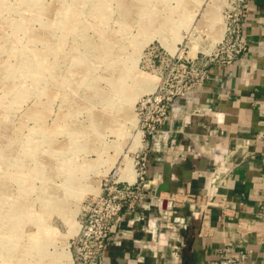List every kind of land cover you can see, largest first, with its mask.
Here are the masks:
<instances>
[{
    "label": "rangeland",
    "instance_id": "obj_1",
    "mask_svg": "<svg viewBox=\"0 0 264 264\" xmlns=\"http://www.w3.org/2000/svg\"><path fill=\"white\" fill-rule=\"evenodd\" d=\"M223 3L0 0V264H73L85 199L143 143L137 100L214 45Z\"/></svg>",
    "mask_w": 264,
    "mask_h": 264
},
{
    "label": "crops",
    "instance_id": "obj_2",
    "mask_svg": "<svg viewBox=\"0 0 264 264\" xmlns=\"http://www.w3.org/2000/svg\"><path fill=\"white\" fill-rule=\"evenodd\" d=\"M243 30L247 51L229 66L211 65L210 78L174 102L170 134L160 145L151 139L145 203L121 213L105 264H204L224 246L245 251L246 264H264V0L249 1ZM215 149L226 153L220 172L209 162L200 171L201 156ZM165 161L169 179L183 174L180 161L194 168L191 183L177 189L225 198L205 222L200 208L182 206L172 229L156 223L164 209L157 195L169 192L158 189Z\"/></svg>",
    "mask_w": 264,
    "mask_h": 264
},
{
    "label": "built area",
    "instance_id": "obj_3",
    "mask_svg": "<svg viewBox=\"0 0 264 264\" xmlns=\"http://www.w3.org/2000/svg\"><path fill=\"white\" fill-rule=\"evenodd\" d=\"M249 1L224 0L221 38L208 51L194 56H173L168 70L160 76L155 89L139 97L135 110L137 128L142 133L143 143L134 158L133 177L128 178L122 168L118 167L102 178L97 193L85 199L78 230L71 241L73 264H105L106 251L116 232L121 213L133 211L145 203L150 141L153 139L160 145L162 137L170 134L171 129L164 126L170 118L174 102L187 97L193 89L207 81L211 65L229 66L247 51L249 44L243 22ZM157 197L171 201V207L162 209L156 216V223L167 229H172L182 221L178 215V209L182 206L200 208L205 222L210 208L225 202V198L217 192L205 196L192 191L189 186L175 192L159 193ZM230 208L237 214L236 207ZM246 259L245 251L231 254L228 246H224L204 264H246Z\"/></svg>",
    "mask_w": 264,
    "mask_h": 264
},
{
    "label": "water",
    "instance_id": "obj_4",
    "mask_svg": "<svg viewBox=\"0 0 264 264\" xmlns=\"http://www.w3.org/2000/svg\"><path fill=\"white\" fill-rule=\"evenodd\" d=\"M225 155H226L225 150L218 151L217 149L214 150V153L211 157L205 154L202 155L201 159H202V162H204L205 166L203 168H198V169H200V171L205 170L206 164L207 162H209L212 164L214 171H216L217 173L220 172L219 167ZM177 165L181 170L183 169V174L179 175L178 177L169 179L167 171H168V168L172 167V165L171 163L167 161L163 163L162 174L160 176V183L158 186V189L160 191L165 190L169 192H175L179 182H182L184 184L191 183L192 178H193L192 172L194 171V168H185L183 162L181 161ZM208 178H212V175L209 176ZM168 184H170V186H168ZM161 201L164 203L163 205L164 209H169L171 207L170 200L163 199Z\"/></svg>",
    "mask_w": 264,
    "mask_h": 264
},
{
    "label": "bare ground",
    "instance_id": "obj_5",
    "mask_svg": "<svg viewBox=\"0 0 264 264\" xmlns=\"http://www.w3.org/2000/svg\"><path fill=\"white\" fill-rule=\"evenodd\" d=\"M215 16V15H214ZM214 16H212L213 18H216V17H214ZM223 23V22H222ZM224 24V23H223ZM223 31V29H222V25H221V28L217 31V33L214 35V36H212V39H213V41H215L216 42V40H219L220 38H221V36H222V32ZM151 86H153V85H149V83L145 86V88H144V90H150L152 87ZM153 89V88H152ZM141 92V91H140ZM138 95V94H137ZM131 96V95H130ZM130 114V113H129ZM130 116V115H129ZM131 118V116L129 117V119ZM135 121V120H134ZM134 121H133V123H134ZM134 138H133V140H134V143L135 144H137L138 142L139 143H141V132L140 131H136V133H135V135L133 136ZM126 160V159H125ZM133 161H131V159H128V161L127 162H125V165H122V170H123V172H124V174L128 177V178H132L133 177ZM17 171V170H16ZM99 191V190H98ZM98 191H96V192H93V193H97ZM92 193V194H93ZM67 217V216H66ZM67 221H69V223L71 222H73L72 221V218H67ZM74 228V225L72 224V226H71V229H73ZM76 228V227H75ZM74 228V229H75ZM77 230H78V224H77ZM73 232V231H72ZM67 256V254H66V252L65 251H62V250H60V251H58L56 254H54L53 256H52V261H50L52 264H71V261H70V258H68V256ZM67 258V259H69V261H66V262H62V260L64 259V258ZM66 258L64 259V260H66Z\"/></svg>",
    "mask_w": 264,
    "mask_h": 264
}]
</instances>
